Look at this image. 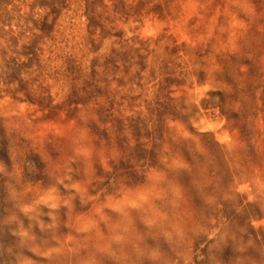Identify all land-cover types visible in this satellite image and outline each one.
I'll use <instances>...</instances> for the list:
<instances>
[{
  "label": "rangeland",
  "instance_id": "rangeland-1",
  "mask_svg": "<svg viewBox=\"0 0 264 264\" xmlns=\"http://www.w3.org/2000/svg\"><path fill=\"white\" fill-rule=\"evenodd\" d=\"M0 264H264V0H0Z\"/></svg>",
  "mask_w": 264,
  "mask_h": 264
}]
</instances>
